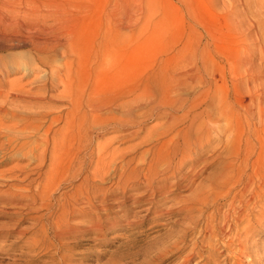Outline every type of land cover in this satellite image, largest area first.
I'll return each instance as SVG.
<instances>
[{"label":"bare ground","instance_id":"bare-ground-1","mask_svg":"<svg viewBox=\"0 0 264 264\" xmlns=\"http://www.w3.org/2000/svg\"><path fill=\"white\" fill-rule=\"evenodd\" d=\"M178 73L175 78L171 71H148L120 96L118 71L83 91H73L66 81L57 94H48L42 87L26 93L24 85L13 81L7 90H0V135L6 137L0 141V150L14 159L0 170V183L7 184L0 187V201L2 207L16 209L20 217L25 211H44L33 223L28 246L53 251L58 257L45 264H68V237L76 228L80 229L75 232L104 240L120 221L128 229L136 227L140 223L137 212L156 209L172 199L177 203L167 212L183 214L184 228L197 230L200 219L195 213L202 211L211 192L226 199L225 210L218 214L222 220L219 225L217 219L207 222V246L200 250L197 240L192 242L182 264H189L210 246L211 254L219 250L226 254V264L230 258L231 264H243L242 258L252 252L254 246L245 244L244 234H231L240 224H247L254 213L248 209L264 198V80L252 71H229L232 78L221 74L218 80L215 71ZM197 87L204 90L192 92ZM126 93L137 101L118 116V100L126 98ZM58 102H66L67 107L51 112L49 108ZM146 113L163 121L147 128L135 144L120 148L118 134L105 139L97 135L136 126L138 130L128 134L135 136L146 129ZM216 140L228 150L225 167L215 173L209 186H194L190 195H181V184L196 180L197 165ZM254 154L262 164L250 162ZM28 157L35 163L32 168L25 162ZM10 179L26 183L11 184ZM64 184L71 190L61 191ZM6 227L13 229V225L0 224V229ZM186 237L185 230L169 231L158 249L180 250L187 246ZM234 244L238 256L232 254Z\"/></svg>","mask_w":264,"mask_h":264},{"label":"rangeland","instance_id":"rangeland-1","mask_svg":"<svg viewBox=\"0 0 264 264\" xmlns=\"http://www.w3.org/2000/svg\"><path fill=\"white\" fill-rule=\"evenodd\" d=\"M111 71H118V96L137 85L148 71H171L175 78L178 71H215L217 80L221 74L232 78L229 71H252L250 74L264 80V0H0V90H7L13 81L24 85L26 93L42 87L48 89V94H57L66 81L73 91H83L95 81L99 85ZM52 76L57 79L51 80ZM203 90L197 87L192 92ZM136 101L133 95L118 100V116ZM53 106L49 110L56 113L66 108L67 103ZM144 116L146 129L135 136L128 134L138 130L136 126L118 128V132L98 130L97 135L105 139L118 134L116 145L120 148L135 144L147 128L163 121L161 117H150V113ZM13 136L23 139L18 134ZM5 140V134H1L0 141ZM217 141L197 165L196 180L181 184V195H190L194 186H209L215 173L223 170L228 150L220 142L217 145ZM6 155L0 150V170L14 163ZM254 160L263 163L257 154L250 157V162ZM25 162H30V168L35 165L29 157ZM22 182L8 180L11 184L26 183ZM77 183L79 179L74 184ZM2 184L7 185L0 183V187ZM70 190L68 184L61 189ZM210 194L208 203L202 205L201 215L195 213L200 219L197 230L184 228L183 214L167 212L177 203L172 199L156 209L137 212L140 223L136 227L128 229L120 221V225L116 224L103 236L104 240L94 239L99 235L75 232L80 229L76 228L68 237L70 255L66 262L182 264L192 242L197 240L200 250L207 246L210 240L205 229L207 222L217 219L219 225L222 220L218 214L225 210L226 199L215 192ZM256 205L248 209L254 213L247 224H240L231 234L241 232L242 239H247L245 244L254 246L242 258L243 264H264V198ZM16 211L2 207L0 201V224L13 225L11 231L8 227L0 229V264H45L57 260L53 251L47 253L28 246L34 233L33 223L44 211H25L23 217ZM211 214L218 217L209 218ZM172 230L186 231L187 246L160 251L163 235ZM233 248L232 254L238 256L235 252L238 245ZM211 249L210 246L196 255L189 264H226V254L220 250L211 254ZM232 262L230 258L227 264Z\"/></svg>","mask_w":264,"mask_h":264}]
</instances>
